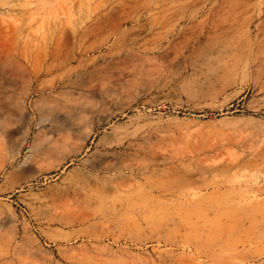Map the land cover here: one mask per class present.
Masks as SVG:
<instances>
[{
    "label": "rangeland",
    "instance_id": "1",
    "mask_svg": "<svg viewBox=\"0 0 264 264\" xmlns=\"http://www.w3.org/2000/svg\"><path fill=\"white\" fill-rule=\"evenodd\" d=\"M38 1L0 0V55L12 56L0 64V264H74L77 258L87 264H133L131 256L146 255V249L122 242L79 236L80 223L66 221L80 215L75 206L82 187L90 186L89 174L117 182L112 169L116 152L144 161L147 152L172 142L196 156L187 184L198 186L199 193L213 190L203 161L227 164L231 154L238 159L224 174L230 191L216 234L225 241V253L177 263L264 264V11L261 20H247L257 0L233 2L236 10L231 12L223 3L228 0H53L44 22L34 10ZM247 25L248 54L240 43ZM227 42L230 49L222 56ZM51 63L64 68L41 73ZM91 95L95 99L89 104L85 98ZM47 109L58 120L46 125V133L90 118L96 128L91 150L73 162L37 164L26 159L35 128L10 166L24 114L37 120ZM3 127L8 133H1ZM108 132L135 140L136 146H98ZM50 138L51 133L43 143ZM39 166L43 170L32 176ZM170 167L159 163L140 180L169 184ZM147 187L151 195L161 193ZM133 198L145 204L140 196ZM133 201L106 210L101 220L122 217ZM107 246L120 255L111 259L100 254ZM148 250L156 254L152 247Z\"/></svg>",
    "mask_w": 264,
    "mask_h": 264
},
{
    "label": "bare ground",
    "instance_id": "2",
    "mask_svg": "<svg viewBox=\"0 0 264 264\" xmlns=\"http://www.w3.org/2000/svg\"><path fill=\"white\" fill-rule=\"evenodd\" d=\"M54 1L55 4L58 3V0ZM54 1L39 0L37 2L34 10L37 12L36 14L41 15L43 22L51 16V7L53 6ZM233 2H236L237 5L238 3H241L239 0H228L223 2L225 8H229L228 12H231L232 9L236 10L233 7ZM263 3V0H257L256 4L253 3L254 5L252 7L250 6L251 8L248 9V23H251L254 20H261V15L264 11L262 8ZM262 27L263 23L259 22L257 28L260 29ZM243 31H245L244 33L246 37L244 41L240 43L243 46V49H245V53L248 54L250 50L249 25H247ZM229 49V43H225L224 47L220 50L221 55L223 56L229 51ZM243 49L240 51H243ZM11 57L10 53L0 55V64L10 62L12 59ZM54 68L59 67L55 66L54 63H51L48 66L41 68V73L52 72ZM60 68L63 69L64 65L61 64ZM247 76L248 72L243 70V78H246ZM41 90L42 89L39 88L36 91L40 92ZM91 96L92 97H84L89 104L93 103V99H95L93 98V95ZM109 109L110 107L106 108L107 111ZM50 111H52V109H47V111L45 113L43 112L37 120L34 115H30L29 113L24 114L25 122L22 136L20 137V140L14 143V153L12 157H10V166H12L21 156L22 152H24L35 128L37 129V133L35 134L34 142L31 147V154L28 155L26 159H35L37 164L48 166L55 160L73 162L74 159L91 150L89 142L92 141V138L96 135V128L90 118L89 120L86 118L83 124H79L75 120L69 124L67 123L68 126L65 125L64 128L56 126L53 128L54 130L46 133V125L51 122L56 123L57 119L53 117V114ZM65 115L69 116L71 114L67 111ZM108 115L104 116L102 121L107 120L105 117ZM83 120L84 119H82V121ZM1 133L6 134L8 133V130L3 127ZM49 133H51V138L48 139L45 144L43 141ZM106 144H118L119 146L127 144L128 147L132 148L136 146L135 140H129L128 137H118L114 132L104 134L97 145L104 146ZM3 152L2 144L0 143L1 157L3 156ZM116 154L118 157L115 159L114 167L112 169L114 170L113 177L117 182L111 184L109 181H98L96 179H91V174H89L87 177L90 179V186L87 189L82 187L84 193L77 201L78 205L75 206L79 210L80 215L76 216V213L74 215L77 219H75L74 216L73 221H71V219L66 221V223L73 222L74 224L76 221L80 223L81 228L77 230V232L81 234L79 236L91 237L94 240L105 238L112 244L117 245L122 242L127 245V248L130 245L137 249H146V255H138L135 256V258L134 255L131 256L133 264H179L185 257L192 259L203 257V255H221L225 253V241L216 233H219L221 222L225 219V214L222 213V210L228 203V194L230 191L229 188L225 187L229 178L224 179V177H226L224 174L227 171L234 169L238 160L232 158V156H234L233 154H231V159L227 164L222 160H206L202 162L203 168L208 171L205 172V175H208L211 178L209 186H213L212 191H207L205 193H199L197 191L198 186L193 188L191 185L187 184L190 180V161L193 158H196V156L192 155L190 152H181L179 144L176 145L175 142L163 147L160 151L153 149L150 150L149 153L147 152L145 155L146 159L144 158V161H141L140 157L130 159L120 153L116 152ZM159 163L171 164V167L169 168V170H172V172L169 173L171 177L170 183L164 184L162 181L155 184L152 182H142L140 177L149 173V171L156 170ZM42 170L43 169L40 166L34 167L31 175L35 176ZM209 171H212L213 174H209ZM131 179L138 181L137 184L126 182ZM208 179L209 178H206L205 180ZM147 185L150 186L152 190L158 189L161 193L158 195H151L150 191L147 189ZM189 187L192 189V192H189ZM234 189L235 188L233 187L232 192L235 191ZM234 195L235 194H233L232 200L230 201L235 204ZM136 196H140L144 199L146 205H142V202L140 201H133V197ZM129 201L133 202L129 203L126 212L122 217L117 216V214L114 216L113 220L109 219L110 221L108 220L109 222L107 223L101 220V217L106 210L117 209L123 202ZM149 203H151V205H149ZM133 210L136 212L132 213L131 211ZM232 210H235V207H233ZM86 224L88 225L83 228ZM150 247L153 248V251L156 252V254H153L148 250ZM112 249L113 248H108L107 246L100 254L115 259L120 254L114 253ZM74 264L87 263L84 258H77L74 261Z\"/></svg>",
    "mask_w": 264,
    "mask_h": 264
},
{
    "label": "built area",
    "instance_id": "3",
    "mask_svg": "<svg viewBox=\"0 0 264 264\" xmlns=\"http://www.w3.org/2000/svg\"><path fill=\"white\" fill-rule=\"evenodd\" d=\"M168 109V108H167Z\"/></svg>",
    "mask_w": 264,
    "mask_h": 264
}]
</instances>
